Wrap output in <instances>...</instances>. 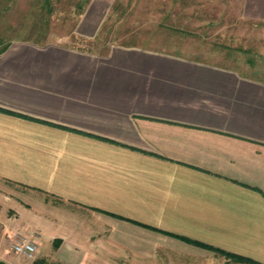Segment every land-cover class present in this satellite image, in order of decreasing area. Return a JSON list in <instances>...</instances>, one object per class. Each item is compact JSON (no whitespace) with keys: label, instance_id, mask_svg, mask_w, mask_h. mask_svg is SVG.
I'll return each mask as SVG.
<instances>
[{"label":"crops","instance_id":"1","mask_svg":"<svg viewBox=\"0 0 264 264\" xmlns=\"http://www.w3.org/2000/svg\"><path fill=\"white\" fill-rule=\"evenodd\" d=\"M255 1L242 15L262 20ZM0 109L14 113L0 110V261L249 264L166 232L264 264V80L148 47L14 39Z\"/></svg>","mask_w":264,"mask_h":264},{"label":"rangeland","instance_id":"2","mask_svg":"<svg viewBox=\"0 0 264 264\" xmlns=\"http://www.w3.org/2000/svg\"><path fill=\"white\" fill-rule=\"evenodd\" d=\"M14 39L148 47L264 80V19L244 17L242 0H0V49Z\"/></svg>","mask_w":264,"mask_h":264},{"label":"trees","instance_id":"3","mask_svg":"<svg viewBox=\"0 0 264 264\" xmlns=\"http://www.w3.org/2000/svg\"><path fill=\"white\" fill-rule=\"evenodd\" d=\"M6 46H7V45H6ZM6 46H4V47H2V48L0 49V53L6 48ZM0 110L3 111V112L9 113V114H14V113H12V112H10V111H7V110H4V109H0ZM132 222L140 225V223H138V222H135V221H132ZM142 226H146V225H142ZM146 227H149V226H146ZM151 228H152V227H151ZM163 233L168 234V235H171V236H173V237H175V238L181 239V240H183V241H185V242H187V243L194 244V245L201 246V247H203V248H206V249L212 250V251H214V252H217V253H219V254H221V255H224V256H226V257H230V258L235 259V260H237V261L247 262V263H249V264H258V263H256V262L250 260V259H247V258L241 257V256H239V255H235V254H233V253H230V252L224 251V250H222V249H219V248H216V247H213V246H210V245L204 244V243L199 242V241H196V240H192V239H190V238H188V237H184V236L176 235V234H172V233H166V232H163ZM31 264H49V263H48V262L46 261V259H44V258H37V259H34V260L32 261Z\"/></svg>","mask_w":264,"mask_h":264},{"label":"built area","instance_id":"4","mask_svg":"<svg viewBox=\"0 0 264 264\" xmlns=\"http://www.w3.org/2000/svg\"><path fill=\"white\" fill-rule=\"evenodd\" d=\"M11 249L26 259H33L37 252V244L30 237L17 236L11 243Z\"/></svg>","mask_w":264,"mask_h":264},{"label":"water","instance_id":"5","mask_svg":"<svg viewBox=\"0 0 264 264\" xmlns=\"http://www.w3.org/2000/svg\"><path fill=\"white\" fill-rule=\"evenodd\" d=\"M0 264H6V263H4L3 261H0Z\"/></svg>","mask_w":264,"mask_h":264}]
</instances>
